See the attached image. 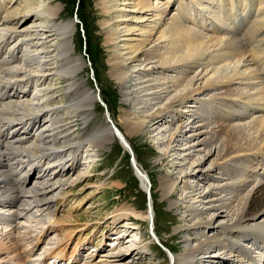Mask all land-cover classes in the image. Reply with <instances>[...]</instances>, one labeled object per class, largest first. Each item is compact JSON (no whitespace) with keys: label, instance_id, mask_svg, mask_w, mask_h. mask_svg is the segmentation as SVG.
Wrapping results in <instances>:
<instances>
[{"label":"bare ground","instance_id":"6f19581e","mask_svg":"<svg viewBox=\"0 0 264 264\" xmlns=\"http://www.w3.org/2000/svg\"><path fill=\"white\" fill-rule=\"evenodd\" d=\"M97 5L109 73L122 97L121 123L130 135L150 132L161 158H171L159 188L179 211L174 231L184 236L181 251L167 247L165 264H264V0ZM59 11L49 0H0V209L11 211H0L2 230L50 208L82 143L94 151L117 140L132 150L110 116L86 130L99 94L78 78L75 23L57 22ZM54 79L63 82L55 87L61 94ZM136 164L148 190L149 177ZM150 205V229L164 245ZM134 212L120 215L143 218ZM50 226L41 227L32 249ZM121 237L111 257L135 264ZM12 239L0 241V251H19ZM91 256L68 264L90 263Z\"/></svg>","mask_w":264,"mask_h":264},{"label":"rangeland","instance_id":"374dc122","mask_svg":"<svg viewBox=\"0 0 264 264\" xmlns=\"http://www.w3.org/2000/svg\"><path fill=\"white\" fill-rule=\"evenodd\" d=\"M49 2L60 6L57 22L75 23L71 37L74 48L72 56L79 57L83 62L78 78L99 94L86 130L102 125L107 116H110L115 125L128 137L136 162L149 177L150 187L148 191L142 188L131 165L129 153L117 140L109 141L104 147L94 151L91 150L92 147H85L82 143L72 168L65 171L67 175L62 178L64 182L58 190L60 194L54 197L55 200L47 212H43L39 218L36 217L30 222L25 220L13 222L10 228L0 229L1 243L10 245L13 243L12 238L15 237L21 246L17 253L0 251V264H27L32 259L37 260L34 264H68L75 262L76 256L87 257L89 253L93 256L89 259L90 263L86 264H121L122 262L118 263L119 261L111 257L117 237L120 236L123 237H121L123 247L134 249L130 257L134 258L135 264H165L169 255L167 247H171L174 252L181 251L184 236L174 231L175 225L179 222V211L162 197L159 188L160 177L168 171V161L171 158H161L163 150L157 148L150 132L130 135L121 123L122 97L117 82L109 73L108 51L99 23L101 13L97 0H49ZM175 6V4L172 6L173 10ZM20 52L21 55L23 48ZM32 62L36 64L35 60ZM51 83L55 85L52 88H55L63 82L61 79H54ZM35 92V90L30 92L28 98L34 96ZM55 92L61 94L58 88H55ZM86 155L88 157L84 158ZM59 160L55 163L58 170L62 169L67 157ZM176 189L178 190L179 186H176ZM150 202H153L156 231L164 245L160 240L158 242L150 229L151 225L147 219ZM6 209L1 208L0 211ZM9 211L7 209L5 213ZM132 211L143 218L136 219L130 214L120 215ZM22 222L25 224L24 227ZM43 226L44 228L50 226L47 235L36 249H32L40 239V236L36 235ZM126 231L131 238L136 236L138 240L141 237L140 246L144 247L136 246L128 236L124 238L127 234L123 233ZM78 264L85 263L80 260Z\"/></svg>","mask_w":264,"mask_h":264},{"label":"water","instance_id":"95a60500","mask_svg":"<svg viewBox=\"0 0 264 264\" xmlns=\"http://www.w3.org/2000/svg\"><path fill=\"white\" fill-rule=\"evenodd\" d=\"M111 126L113 127V129H114L115 131H117V129L115 128V126H114L113 124H111ZM117 132H118V131H117ZM118 133H119V132H118ZM126 146L128 147L127 151H128V153H129V155H130V162H131V165H132V167H133L134 173L138 172V173L141 174L140 170L137 168V164H136V161H135V157H134L133 151L129 148L128 145H126ZM135 175H136V174H135ZM150 203H151V202H150ZM150 206H151V205L149 204V210H151Z\"/></svg>","mask_w":264,"mask_h":264}]
</instances>
